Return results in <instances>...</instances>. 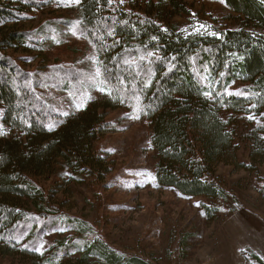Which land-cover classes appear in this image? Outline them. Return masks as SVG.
<instances>
[{
	"label": "trees",
	"instance_id": "1",
	"mask_svg": "<svg viewBox=\"0 0 264 264\" xmlns=\"http://www.w3.org/2000/svg\"><path fill=\"white\" fill-rule=\"evenodd\" d=\"M185 1L145 0L138 10L126 0H80L77 28L96 51L100 74L61 67L63 76L52 83L5 53L47 42V32L40 28L9 27L40 1L0 0L1 255L17 257L20 264H90L95 256L97 264H149L138 257L124 259L98 242L74 240L41 250L40 233L30 232L40 218L55 213L50 198L57 190L45 192L41 178L79 181L109 172L105 154L95 144L116 128L106 121L110 109L125 107L129 117L149 122L159 187L185 197H225L217 169L227 159H238L235 123L264 112V1L222 0L239 25L215 35L186 34L169 26L164 11H181ZM87 75L93 76L90 89L96 88L98 96L81 105L90 89L81 94L87 83L75 88L73 82ZM47 85L70 92L79 110L65 115L46 102ZM249 121L250 163L241 165L254 168L257 158L264 161V129ZM203 210L212 215L205 203ZM58 218L78 231L84 226L75 218ZM252 257L264 264L258 255Z\"/></svg>",
	"mask_w": 264,
	"mask_h": 264
},
{
	"label": "rangeland",
	"instance_id": "2",
	"mask_svg": "<svg viewBox=\"0 0 264 264\" xmlns=\"http://www.w3.org/2000/svg\"><path fill=\"white\" fill-rule=\"evenodd\" d=\"M37 1V7L26 8L24 20L9 27L26 31L40 28L47 32V42L32 50L16 48L5 53L46 82L59 80L63 76L61 67L75 66L95 75L97 53L77 28L79 4L70 0ZM143 1L126 0L138 10L143 9ZM182 5L183 10L166 9L163 16L170 27L186 34H219L239 25L237 15L222 0H187ZM88 77L79 76L73 82L75 88L87 83L81 94L93 83V76ZM43 95L46 102L67 113L79 110L68 91L47 85ZM97 96L98 90L91 88L81 105ZM128 114L125 107L106 112V121H112L116 128L95 144L105 154L110 169L103 178H55L56 183L54 178L40 179L45 192L57 191L51 192L50 198L54 215L40 218L33 229L30 227V232L40 233L39 248L52 249L74 240L98 242L124 259L138 257L149 264H256L253 254L264 260V161L257 158L252 163L254 168L241 165L250 163L246 150L249 119L235 123L237 161L227 159L217 169L226 195L210 199L185 197L157 185V158L149 122ZM251 120L264 129V112ZM204 203L211 208V216L204 213ZM61 216L78 219L84 226L80 231L70 228L58 218ZM95 257L90 264L98 263ZM73 258L76 256L65 262ZM0 264H20V259L0 254Z\"/></svg>",
	"mask_w": 264,
	"mask_h": 264
},
{
	"label": "snow or ice",
	"instance_id": "3",
	"mask_svg": "<svg viewBox=\"0 0 264 264\" xmlns=\"http://www.w3.org/2000/svg\"><path fill=\"white\" fill-rule=\"evenodd\" d=\"M70 2H74V3H77V4H79L80 3V0H70ZM112 2V0H109V3H111ZM124 2V0H120V3H123ZM67 6V5H66ZM73 34H75V33H73ZM213 35H215V33H212ZM152 55V53H149V56H151ZM143 59V58H142ZM100 74V71H99V69H97V75H99ZM100 91H105L103 88H101V89H99ZM110 94V93H109ZM205 95L206 96H210L211 94L210 93H205ZM77 107L79 108V107H81V105H77ZM65 115H68V113H64ZM134 118H139L138 116L137 117H134ZM249 119H252V117H249ZM52 130V128H51V126L49 127V131H51ZM3 133H0V135H2ZM66 175H67V173H66ZM37 251H39V249H36Z\"/></svg>",
	"mask_w": 264,
	"mask_h": 264
}]
</instances>
